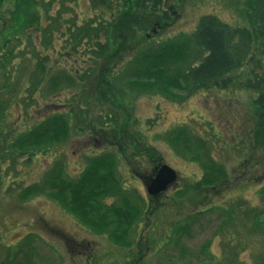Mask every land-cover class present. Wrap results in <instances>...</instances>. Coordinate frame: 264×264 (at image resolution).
I'll use <instances>...</instances> for the list:
<instances>
[{
    "label": "rangeland",
    "instance_id": "rangeland-1",
    "mask_svg": "<svg viewBox=\"0 0 264 264\" xmlns=\"http://www.w3.org/2000/svg\"><path fill=\"white\" fill-rule=\"evenodd\" d=\"M91 1L61 0L64 9L58 1L50 12L59 8L61 29L69 18L113 24L119 19L120 40L95 67L87 66L86 53L76 52L63 37L54 36L45 51L38 48L47 56V66L70 72L76 86L45 103L38 100L20 107V114L12 109L9 128L31 125L52 113L74 117L77 123L71 122L70 138L54 152L37 155L29 163L17 159L13 169L10 161L0 163V264H264V126L254 105L261 90L255 93L241 85L256 64L233 73L232 84L223 90H199L188 96L176 92L182 98L172 100L128 92L110 85L104 76L106 71L119 70L147 42L191 33L202 14L237 22L240 1L165 0L168 23H152L148 41L132 40L121 29L129 27L137 8L111 16L92 7ZM240 11V21L252 25L254 12ZM255 59L262 67L264 56L257 50ZM91 68L89 78L78 80ZM177 127L200 138L209 149L226 172L222 183L195 188L200 165L177 155L165 141ZM103 152L114 155L115 177L123 193L132 201L133 195L147 203L130 231L128 248L112 245L106 235L93 234L44 195L25 202L17 197L53 161L58 160L66 176L76 177L86 157ZM162 164L176 172V179L153 201L146 185ZM182 191L185 195L178 197ZM148 199L152 200L148 203ZM227 211L232 224L226 221ZM251 214L258 216L257 223Z\"/></svg>",
    "mask_w": 264,
    "mask_h": 264
},
{
    "label": "trees",
    "instance_id": "trees-1",
    "mask_svg": "<svg viewBox=\"0 0 264 264\" xmlns=\"http://www.w3.org/2000/svg\"><path fill=\"white\" fill-rule=\"evenodd\" d=\"M58 1L64 9L61 0H0V163L10 161L12 169L17 159L29 163L35 156L55 150L70 138L71 122L72 126L77 123L74 117L52 113L31 125L9 128L12 109L20 114L21 108L30 103L38 104V100L45 103L60 91L76 86L70 72L47 66V56L41 55L53 43L54 36L63 37L76 52L84 51L87 66L93 67L120 40L119 19L113 24L89 17L80 22L69 18L61 29L59 8L50 12ZM239 1L237 22L202 14L191 33L145 43L119 70L106 71V80L128 92L159 94L172 100L182 98L176 92L188 96L199 90H223L232 84L233 73L256 64V70L249 69L241 85L251 92L261 90L254 105L264 126V72L261 73L264 60L261 67L255 59L256 50L264 56V0ZM91 5L111 16H122L121 10L137 8L139 11L130 17L129 27L121 28L132 40L148 41L152 23H168L165 0H92ZM240 9L254 12L256 19L252 25L240 21L243 17ZM91 71L92 68L84 71L85 75L78 80L89 78ZM165 141L177 155L200 165L202 174L195 188L212 187L226 178L224 168L216 163L200 138L192 137L183 127L169 131ZM84 161L76 177L66 176L58 160L53 161L38 179L20 189L18 200L25 202L44 195L93 234L106 235L112 245L128 248L130 231L141 220L147 203L131 194L136 202L132 201L129 194L123 193L115 177L112 153L91 155ZM183 192L177 196L183 197L186 193ZM108 197L113 199L106 202ZM156 197H152L153 201ZM225 213L227 223L232 224L231 212ZM251 218L253 223L258 222L257 215L251 214Z\"/></svg>",
    "mask_w": 264,
    "mask_h": 264
},
{
    "label": "water",
    "instance_id": "water-1",
    "mask_svg": "<svg viewBox=\"0 0 264 264\" xmlns=\"http://www.w3.org/2000/svg\"><path fill=\"white\" fill-rule=\"evenodd\" d=\"M176 179V172L165 164H162L155 172L154 177L146 185V193L156 196L164 192Z\"/></svg>",
    "mask_w": 264,
    "mask_h": 264
}]
</instances>
